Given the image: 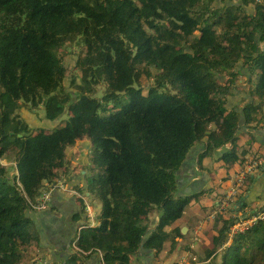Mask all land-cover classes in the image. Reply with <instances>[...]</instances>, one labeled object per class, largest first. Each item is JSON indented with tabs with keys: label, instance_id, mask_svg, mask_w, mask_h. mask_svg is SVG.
Segmentation results:
<instances>
[{
	"label": "trees",
	"instance_id": "obj_1",
	"mask_svg": "<svg viewBox=\"0 0 264 264\" xmlns=\"http://www.w3.org/2000/svg\"><path fill=\"white\" fill-rule=\"evenodd\" d=\"M262 42L264 0H0V161L14 165L0 164V264H97L98 252L104 264H152L180 251L185 235L172 226L207 191H179L190 152L201 146L198 169L212 159L227 176L263 127ZM237 90L249 98L240 112L227 106ZM24 105L67 119L33 130L18 117ZM81 139L84 193L101 210L89 226L73 191L80 223L58 248L88 254L55 261L58 245L36 217L50 211L66 150ZM232 212L213 223L199 264H264V219L229 236Z\"/></svg>",
	"mask_w": 264,
	"mask_h": 264
},
{
	"label": "crops",
	"instance_id": "obj_2",
	"mask_svg": "<svg viewBox=\"0 0 264 264\" xmlns=\"http://www.w3.org/2000/svg\"><path fill=\"white\" fill-rule=\"evenodd\" d=\"M259 47L262 51H264V42L259 44ZM245 86V90L249 89V85L243 83ZM248 92V91H245ZM249 98L244 96L241 91H233L232 96L227 98V106L229 109L238 110L239 112L242 110L244 104L249 103ZM263 115H264V107H263ZM262 128H259L254 132L256 142L249 146H246L248 152L246 151L245 156L239 155V160L243 159V157H247L250 154H254L258 157H261L262 162L258 169L254 172L252 176L251 182H248V187L246 189L245 194L237 199L236 207H234L233 216L237 215L243 219L248 217L249 215L263 211L264 210V122ZM245 129H241L240 132H244ZM246 137L241 138L237 147L239 148L237 153H240V147L242 145H246ZM85 144V145H84ZM84 145V146H83ZM88 142L86 140L78 141L74 146L75 148L78 146L84 147V149L89 152V147L87 146ZM201 146L196 147L193 151L190 152L188 158L186 159V164L183 169L180 171L183 182L179 187V191L182 193L181 195L189 196L195 191L207 190L202 195H200L197 199H193L190 202V206L186 208L188 209L190 217L196 218L194 222H191V229L187 226L181 225L182 222L178 221L172 227H180V230L184 233L182 235L186 236L183 239H178V242L186 241V245L191 243V248H197L196 240L199 235V228L201 222V211L209 212L211 206H216L217 201L215 199L216 196L222 194V192L231 184L232 175H234L238 169L232 170L226 176V172L222 169V164L220 162L214 161L212 159H204L202 163V169L199 170L196 165V156L198 152L201 150ZM226 148V147H225ZM227 149V148H226ZM224 149L218 150L214 153V157L218 158ZM251 152V153H250ZM75 153V152H74ZM83 155V154H81ZM76 165L73 168H77L78 164H81L78 159L74 161ZM88 163V162H87ZM71 167V164L69 168ZM239 167V166H238ZM68 168V175L61 180L63 181V186L65 190L71 193H79L77 192L80 188L83 192L79 193L82 195L84 202L85 199L90 196L88 193H84L85 189V177H86V166L80 167V170L76 173L74 169ZM61 182V181H59ZM58 187L57 190L54 191L51 200H50V211L43 212L39 216H37V221L41 230L45 233V237L48 239V235L56 242L57 248L59 244L65 242L68 236H72L74 233L73 224L80 223L77 218L78 207L75 203V197L72 194L65 192L64 190ZM74 191V192H73ZM79 196V195H77ZM217 198V197H216ZM95 200V199H94ZM93 200V201H94ZM241 202V203H240ZM242 204L246 205V208H242ZM200 219V220H199ZM169 229V228H168ZM167 229V230H168ZM195 234L197 236H195ZM66 237V238H65ZM207 245V242L205 243ZM65 246V245H64ZM190 247V246H189ZM64 251H67L68 248L62 247ZM63 249H57L56 252H62ZM74 250H70L72 254ZM57 255V254H56Z\"/></svg>",
	"mask_w": 264,
	"mask_h": 264
},
{
	"label": "rangeland",
	"instance_id": "obj_3",
	"mask_svg": "<svg viewBox=\"0 0 264 264\" xmlns=\"http://www.w3.org/2000/svg\"><path fill=\"white\" fill-rule=\"evenodd\" d=\"M140 83L143 85V87L150 85V82L145 81L144 79H142ZM64 85L66 86L67 92H72L73 89L69 86V80H66ZM30 110H31V108L29 107V105H24V106H22V108L17 113H18V117L22 118L29 125V127L33 130L43 128L44 131H48V130L55 129L61 125L62 121L67 119L66 117L68 115V113L65 112L64 115L62 117H60L59 119H56L54 121H49L48 119L45 118L46 114H45V112L42 111L41 108H39L37 110H33V111H30ZM82 140H84V139H81L78 141H82ZM81 154H83V155H81ZM89 156H90V153L87 152V150L84 149V147H81V146H78L76 148H75V146L68 147V149L66 150V162L68 163L67 164L68 168L71 164L70 168L74 169L75 172L77 173L80 170V167L86 166L88 164L87 162H88ZM248 158H260L261 159V157H258L254 154H250L247 157H243V159H240L238 171L234 175H232V178L234 176H236L242 170V165L246 161V159H248ZM76 159H78L82 163L78 164L77 168L75 169V168H73V166L76 165V163L74 162V161H76ZM0 164L4 165V166H8V167H10V166L14 167L13 164H6L3 161L2 162L0 161ZM15 173H16V171H14V172L11 171L10 175L15 174ZM89 174H90V170H89V167L87 166L86 167V176H89ZM64 177H66V176H64ZM64 177H62V178H64ZM61 179L58 180L56 185H53V188L61 187L60 188L61 190H64L65 192L72 194L71 192L65 190V188L63 186L64 185L63 181ZM59 181H61V182H59ZM247 184H248V181H247ZM228 189H229V186L222 192L221 195L216 196L217 198L215 197L217 202L222 200L223 195L227 192ZM79 196H82V195H79ZM94 199L92 197H88L87 199H85L86 212H87L86 214L88 217L87 222H88L89 226H94L96 224L97 217L100 214V210H101L100 202L95 197H94ZM191 200H193V199H191ZM235 200L236 199H234V201ZM189 206H190V203L186 208H188ZM186 208L183 212L182 217L178 221L182 222L181 225L185 224L187 226V224H188V228L191 229L192 225L189 221L194 222V220L196 218L188 216L187 214H189V211H188V209L186 210ZM226 211H231V210H230V208H226L225 210H223L221 212V214H220V212L216 211V209H215V211L213 210L210 212L201 211V214H200L201 215V218H200L201 222H200V228H199V233H198L199 235L197 236L195 234V236H197L195 247H197V248L192 249L191 243L186 245V241H182V242L179 241L178 243H179V245H181L180 251L174 252L171 255L170 259L166 260L165 250H163L159 255H157L156 259L154 260V262H152V264H199V259H202L204 257V251L206 249L205 243L207 242V244H209V241H208L209 236H211L210 234L212 232H214L212 229L213 223L216 221L215 223H216V227L218 229L219 226H221V222H222V220H220V218H218V217H220V216L222 217V215H225V214L227 215L228 213L224 214V212H226ZM154 215H155V213L152 214L151 217L157 219V217H155ZM203 218L204 219L208 218V220L210 222L205 227L203 226ZM229 234H230L229 236L232 235L231 232H229ZM185 236H186V234H185ZM187 247H189V248H187ZM73 250L78 251V248L74 246ZM43 254H44V251H43ZM133 264H138V263H133Z\"/></svg>",
	"mask_w": 264,
	"mask_h": 264
},
{
	"label": "built area",
	"instance_id": "obj_4",
	"mask_svg": "<svg viewBox=\"0 0 264 264\" xmlns=\"http://www.w3.org/2000/svg\"><path fill=\"white\" fill-rule=\"evenodd\" d=\"M256 2H259V0H256ZM262 159L260 158H248L242 165V170L231 179V184L229 186V189L227 192L223 195L222 200L217 202L216 204V211L222 212L226 208H230L232 215L234 213V207H236V201L241 196L242 192L244 191L248 178L252 177L254 175V172L258 167L261 165ZM255 170V171H254ZM73 194V193H72ZM49 193H45L42 196L41 204L38 208H44L45 202L48 200ZM234 199H236L234 201ZM233 217V224L229 228V232H231L232 235L236 233H242L246 229L250 228L252 225H254L256 222L264 219V210L259 211L256 213H253L249 215L246 218L241 219L239 216L237 218L236 216ZM230 235V234H229ZM231 235V236H232ZM74 247V245H73ZM80 254L86 255L88 253H83L80 250L76 251ZM98 258L99 261L97 264H104L102 260V254L98 252Z\"/></svg>",
	"mask_w": 264,
	"mask_h": 264
},
{
	"label": "water",
	"instance_id": "obj_5",
	"mask_svg": "<svg viewBox=\"0 0 264 264\" xmlns=\"http://www.w3.org/2000/svg\"><path fill=\"white\" fill-rule=\"evenodd\" d=\"M184 230L181 231V233H184ZM139 254H147L148 255V259H146L148 262L153 258V253L148 250V249H144L142 246L140 247L139 250ZM70 255V248L67 249V251H62V252H58L57 255H53V260L58 261L60 258L66 260L68 259Z\"/></svg>",
	"mask_w": 264,
	"mask_h": 264
}]
</instances>
